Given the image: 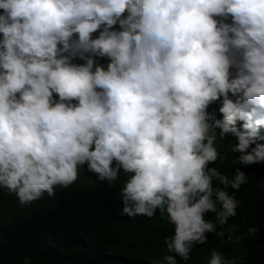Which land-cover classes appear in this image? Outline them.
Here are the masks:
<instances>
[{
  "label": "clouds",
  "instance_id": "9594fccd",
  "mask_svg": "<svg viewBox=\"0 0 264 264\" xmlns=\"http://www.w3.org/2000/svg\"><path fill=\"white\" fill-rule=\"evenodd\" d=\"M261 129L264 0H0V190L21 206L82 165L109 187L123 172L121 213L159 210L174 226L159 264L187 261L206 233L225 235L246 183L241 167L209 169L210 130L248 167L264 162ZM241 259L214 249L208 264Z\"/></svg>",
  "mask_w": 264,
  "mask_h": 264
},
{
  "label": "trees",
  "instance_id": "16d2710c",
  "mask_svg": "<svg viewBox=\"0 0 264 264\" xmlns=\"http://www.w3.org/2000/svg\"><path fill=\"white\" fill-rule=\"evenodd\" d=\"M214 108L218 105L209 111ZM209 134L217 136L215 146L220 153L209 169L215 167L231 180L241 167L246 183L235 193L237 214L223 225L225 235H219V227L206 233L205 243L194 245L187 261L177 257V264H208L214 249L227 258L242 257L239 264H264V162L248 167L234 164L239 155L232 152L234 138L220 139L211 130ZM127 178L121 172L109 187L82 165L74 184L58 186L54 196L45 193L25 206L15 194L0 190V264H159L167 253L165 238L174 234V226L159 210L151 218H129L121 213L118 193ZM217 185L219 181L214 180V189ZM226 190L232 194L230 186ZM204 218L215 223L214 213ZM249 227L259 230L255 237H247ZM229 229L234 237L244 238L228 241Z\"/></svg>",
  "mask_w": 264,
  "mask_h": 264
}]
</instances>
